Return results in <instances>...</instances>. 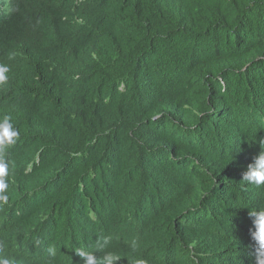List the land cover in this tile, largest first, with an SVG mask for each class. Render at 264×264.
Wrapping results in <instances>:
<instances>
[{
    "label": "trees",
    "instance_id": "trees-1",
    "mask_svg": "<svg viewBox=\"0 0 264 264\" xmlns=\"http://www.w3.org/2000/svg\"><path fill=\"white\" fill-rule=\"evenodd\" d=\"M0 63V261L264 264V0H0Z\"/></svg>",
    "mask_w": 264,
    "mask_h": 264
},
{
    "label": "clouds",
    "instance_id": "clouds-1",
    "mask_svg": "<svg viewBox=\"0 0 264 264\" xmlns=\"http://www.w3.org/2000/svg\"><path fill=\"white\" fill-rule=\"evenodd\" d=\"M10 70L7 64L0 63V87L7 84ZM18 137L19 131L12 123L11 117L4 116L0 118V198L6 199L9 186L10 162L7 159V151L16 143ZM260 144L261 152L242 174V181L255 186L264 185V140L260 141ZM249 215L253 218L255 227L253 238L260 247L264 248V210L251 209ZM111 241V236H102L98 239L96 249L103 252L99 256L96 251L86 248L77 249L75 252L81 258L83 264H118L121 260L120 256L114 251L106 250L109 248ZM130 248L135 252L138 248L137 241L133 240L130 243ZM46 254L49 258H54L57 255V250L55 247L49 246L46 249ZM0 264H10V261L4 259L0 261ZM134 264H148V261L138 258L134 260Z\"/></svg>",
    "mask_w": 264,
    "mask_h": 264
}]
</instances>
